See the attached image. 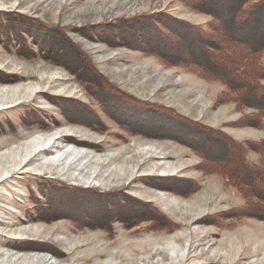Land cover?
<instances>
[{
	"label": "rangeland",
	"instance_id": "rangeland-1",
	"mask_svg": "<svg viewBox=\"0 0 264 264\" xmlns=\"http://www.w3.org/2000/svg\"><path fill=\"white\" fill-rule=\"evenodd\" d=\"M158 10L195 22L206 18L178 0H0V16L18 11L62 27L101 73L129 94L169 105L234 137H264V123L239 124L233 103L216 101L219 81L165 64L138 41L116 44L92 31L116 17ZM260 60L264 65V49ZM0 73L10 79L0 81V264H264V219L220 218L218 212L241 206L244 197L218 173L199 168L200 156L189 146L138 126L120 128L101 111L106 126L99 129L77 120V109L68 119L48 94L79 99L95 115L96 102L82 83L65 67L20 56L2 42ZM30 108L49 121L47 127L26 122ZM82 119L88 120L84 114ZM151 124V119L143 120L141 126ZM67 135L92 144L64 141ZM247 155L258 156L253 151ZM146 176L156 181L169 176L164 180L172 189L142 182ZM61 181L83 188H123L151 202L171 224L142 220L126 227L112 219L106 227H78L64 216L43 220L25 212L29 197L42 191L43 183ZM87 191L71 192L78 208L89 205ZM40 243L49 248L29 247Z\"/></svg>",
	"mask_w": 264,
	"mask_h": 264
},
{
	"label": "trees",
	"instance_id": "trees-1",
	"mask_svg": "<svg viewBox=\"0 0 264 264\" xmlns=\"http://www.w3.org/2000/svg\"><path fill=\"white\" fill-rule=\"evenodd\" d=\"M178 2L190 11L204 15L205 20L195 22L158 10L116 17L94 26L92 31L116 44L138 41L140 47L149 49L148 53L165 64L180 65L204 78L219 81L222 87L216 92L215 99L233 103L240 112L236 118L239 124H263L264 65L260 58L264 49V0ZM3 12L0 42L8 48L14 46L20 56L41 57L65 67L95 100L94 115L93 107L79 99L48 94L65 117L71 119L77 109L80 111L77 120L99 129L106 126L100 119L101 111L120 128L130 130L129 127L138 126L144 132L161 133L189 146L200 156L199 168L218 173L224 183L234 186L244 197L241 206L226 209L223 215L218 212L220 218L255 216L264 219V137H234L220 126L206 124L169 105L137 98L113 85L62 27L55 29V25L50 26L38 17L18 11ZM5 75L0 73L1 82L10 80ZM83 114L87 121L82 119ZM149 119L153 125L141 126L143 120ZM26 122L40 127L49 124L35 108L28 109ZM116 136L121 137L120 134ZM64 141L92 144L69 135ZM250 151L258 154L256 160L248 157ZM165 177L169 176H161L162 180L158 181L150 176L140 179L159 188H170ZM148 178L150 180H145ZM53 185L43 183V190L29 197L31 205L25 210L28 215L43 220L64 216L78 227H106L111 225L112 219H119L126 227L142 220H153L157 225L171 224L165 222V215L151 202L141 200L123 188L102 190L66 182ZM83 189L89 190L90 195L86 197L89 205L78 208V201L70 197L71 192ZM36 244L29 247L49 248Z\"/></svg>",
	"mask_w": 264,
	"mask_h": 264
},
{
	"label": "bare ground",
	"instance_id": "bare-ground-1",
	"mask_svg": "<svg viewBox=\"0 0 264 264\" xmlns=\"http://www.w3.org/2000/svg\"><path fill=\"white\" fill-rule=\"evenodd\" d=\"M66 137V136H65ZM68 139V138H66ZM44 260L45 261H50V262H53V260H51L50 256L49 255H44ZM53 264V263H52Z\"/></svg>",
	"mask_w": 264,
	"mask_h": 264
}]
</instances>
